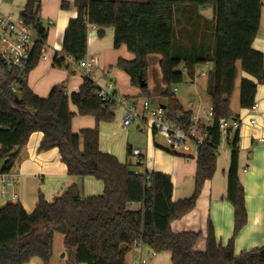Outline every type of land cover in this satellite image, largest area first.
<instances>
[{"label": "trees", "instance_id": "trees-1", "mask_svg": "<svg viewBox=\"0 0 264 264\" xmlns=\"http://www.w3.org/2000/svg\"><path fill=\"white\" fill-rule=\"evenodd\" d=\"M264 0H74L77 12L64 31L60 57L53 67L68 69L67 58L78 62L87 53L88 30L98 29V38L105 29L113 30V49L125 46L134 58L118 59L116 68L129 78L131 87L140 91L139 99L150 101L147 86L148 56L160 57L159 70L164 92L161 98L170 122L182 130L190 127L192 112L185 111L172 88L183 83L180 66L194 80L196 65L211 63L207 96L213 111L210 126H203L210 142L196 149L194 188L191 196L172 201L170 176L146 172L145 176L120 163L98 147V125L115 119V106L96 96L97 87L84 81L77 92L67 94L61 86L51 89L47 98H39L28 87L26 78L39 62L47 29L38 32L41 22V0H26L19 15L33 32L38 43L33 47L21 78L0 60V177L12 174L21 159V150L29 137L41 133L39 152L57 149L61 162L71 177H91L103 183L102 194L84 198L72 185L52 201L39 194L31 213L19 203L0 208V264H28L38 259L50 264L53 236H63L68 264H126L125 257L134 243L141 240L156 254L169 253L171 264H264L259 250L234 255L233 242L246 224L243 187L238 179L239 131L230 134L227 146L230 161L227 170L226 200L233 208V231L226 246L217 243L211 223L207 222L205 250H195L200 234L173 233L170 225L191 212L206 181L216 167L220 119H238L230 111V100L239 72L252 78L239 82L240 109H253L257 87L264 85V54L252 49L260 22ZM201 8L212 6L214 30L211 45L197 50H176L173 28L175 7ZM61 8L69 9L66 3ZM43 27V26H42ZM208 43V42H206ZM129 99V98H126ZM77 109L80 117L95 120L94 129L74 134L71 122ZM130 148L127 149V156ZM135 166H140L136 164ZM146 177V178H145ZM140 205L131 210L130 205Z\"/></svg>", "mask_w": 264, "mask_h": 264}, {"label": "crops", "instance_id": "crops-1", "mask_svg": "<svg viewBox=\"0 0 264 264\" xmlns=\"http://www.w3.org/2000/svg\"><path fill=\"white\" fill-rule=\"evenodd\" d=\"M117 1L139 2L140 0ZM63 2L71 7L74 1L41 0V22L43 28L47 29L48 38L46 43L51 49L47 48L49 59L47 61H39L26 78L28 87L39 98H47L51 89L56 86L63 87L67 94L77 92L83 83L78 74L67 69L53 67L52 65L55 51L61 52L62 50L63 35L68 22L77 15L74 8L62 9L61 4ZM25 3L26 0H0V14L8 16L12 20H17ZM176 13H181L185 23L181 38L186 46L193 45L197 47V50H202L207 44L211 45V39H207V33L203 32L201 25L197 27L198 20L196 15L205 19L214 18L212 6L196 9L181 7L176 10ZM98 31L94 27L88 30L85 57L97 59V66L94 70L95 84L98 87H102L111 81L114 84V92L117 95L140 100V91L131 87L129 78L115 66L118 59L132 61L134 56L126 50L125 46H121L117 50L113 49L112 29H105L104 37L100 39L97 35ZM252 49L264 54V1L261 3L259 29L252 42ZM147 61V89L151 98L149 103L152 105L155 95L149 89L148 71L152 64L158 67L157 70L161 81L160 57L151 55L148 56ZM208 64L211 66L210 72L212 65L211 63ZM203 78H207L205 83H200L195 76L194 80H190L187 77L186 87H183L182 90L175 89L177 92L176 98L181 106L182 102L186 104L187 109L182 106L183 109L199 116H201L203 110L206 111L210 108V101L207 96L208 75L203 76ZM241 78L252 80L245 73L239 72L230 100V111L241 123L237 175L244 191L247 217L245 226L233 242L235 256L264 248V143L261 142V140H264V85L257 87L254 111L240 109L239 105L237 109H234L232 107V98L239 100V82ZM161 92L159 94L160 97L164 92L163 86ZM204 94L206 95L205 99ZM206 99L208 102H206ZM190 103L193 105L192 109L189 107ZM160 105L163 104L161 103ZM69 108L75 115L71 122V129L74 134L79 133L81 130L94 129L96 127L93 117H80L74 106L70 105ZM252 121H254L253 125L251 124ZM129 128L124 129L121 126L120 116L116 114L113 122L100 123L98 125V147L102 153L113 156L122 164H132L131 158H133L136 165L138 164V158L131 156V154L127 156V149L130 148V151L132 149L131 139L134 135ZM136 130L140 134L143 133L138 130L137 126ZM142 135L146 139L145 147L140 148L145 158V163L143 166H139V168H142V173L138 170L136 172L139 174H144L145 172L164 173L171 178L173 185L172 201L177 202L189 198L194 188L196 151L195 157L190 154L185 155L186 152L182 151L181 154L184 155L178 157L183 158V160L177 158V156H170L174 159L173 162L176 163V168L174 167L171 171L163 169L160 165H156V162L153 165L149 162L151 155L160 158L165 153L163 150L156 149L158 147L155 144L156 135L153 133L148 135L143 133ZM42 138L43 135L41 133H34L29 137L26 145L21 150L19 163L12 170V174L15 176L13 184L3 187L0 177V208L8 203H19L27 213H31L37 205L39 194L50 202L72 185L80 189L81 196L84 198L102 194L103 183L101 181L91 177L78 178L69 176L65 165L61 162L57 149L39 152L38 148ZM230 151L227 145L218 150L213 177L205 182L194 209L180 220L173 221L170 225L173 233L193 232L200 234V238L195 245V250L199 252L205 250L208 221L211 223L214 237L219 245L226 246L232 236L233 208L226 200ZM139 207L140 205L137 204L130 205L131 210H137ZM58 236L61 239L62 251L65 254L57 256L52 248L50 264H68L67 252L63 246V236L60 234ZM55 237L54 234L53 244ZM131 254L126 255V264H132L130 259H127V256ZM161 254L169 255V253ZM28 264L41 263L38 259H32Z\"/></svg>", "mask_w": 264, "mask_h": 264}, {"label": "built area", "instance_id": "built-area-1", "mask_svg": "<svg viewBox=\"0 0 264 264\" xmlns=\"http://www.w3.org/2000/svg\"><path fill=\"white\" fill-rule=\"evenodd\" d=\"M37 43V36L25 26L21 19L12 20L10 17L0 14V60L7 68L17 73V78L22 77L30 53ZM47 48L51 49L45 42L40 52L39 61H47L49 59ZM60 56H62L61 52L55 51V57ZM65 64L68 66L67 70L78 74L82 82L90 81L97 87L95 94L98 98L114 104L115 111L120 115L121 126L124 129L136 125L138 130L146 135L153 133L162 137L173 151L180 149L185 152L189 151L190 148L186 145L187 142L192 143L195 149L210 142V137L203 130V126H210L212 123L213 111L211 108L206 111L203 110L201 116L192 113L190 127L184 131L177 124L169 121L167 112L165 108L162 109L161 105L153 107L147 100L140 99V102H137L120 97L114 92L115 87L111 81L102 87H98L95 84L94 76L97 59L85 58L76 62L71 58H67ZM201 75L205 76L206 74L202 73ZM175 92L176 90L174 89ZM189 107L192 109L193 105L190 103ZM254 110L255 106L249 111ZM251 124L253 125L254 121ZM240 127L241 123L239 120L220 119L218 123L220 143L217 149L219 150L224 145H227L230 134L237 130L239 131ZM261 142L264 143V140H261ZM130 154L133 157H137L138 164L143 166L145 158L140 148H132ZM145 173L142 175L145 176ZM14 177L13 174L1 176L3 187L13 184L15 182ZM129 253L133 254L132 264H149L157 256L156 252L146 246L141 240L134 243Z\"/></svg>", "mask_w": 264, "mask_h": 264}, {"label": "rangeland", "instance_id": "rangeland-1", "mask_svg": "<svg viewBox=\"0 0 264 264\" xmlns=\"http://www.w3.org/2000/svg\"><path fill=\"white\" fill-rule=\"evenodd\" d=\"M145 1H147V0H140L139 2H145ZM181 7H188V5H182V6L175 7V12H176V10H178ZM69 8H74L73 4L71 5V7L69 6ZM194 9H196V8H194ZM193 12H195V11L193 10ZM196 14H198V13H196ZM196 19L198 20V23H197L198 26L197 27H199V25H201L203 32L207 33V39H211L210 41L212 42V35H213V30H214L213 18L212 19H205L203 17L200 18L198 15H196ZM184 25H185V23H184V20L182 18L181 13L180 14L176 13L174 16L173 28H174V34H175L176 50L178 49L180 51L184 50V49L185 50L189 49V47L185 45V43L183 42V40L181 38V36L183 34L182 32L185 29ZM210 67H211L210 64L196 65L195 66V68H194L195 78H197L200 81V83L201 82L205 83L207 81V78H203V76L201 74L205 73L206 75H208ZM157 68L158 67H156L155 65L152 64L150 66L149 71H148L149 89L155 95V97L153 98V101H152L153 107L159 106L161 103L162 104L165 103V101L159 95L160 93H162L161 92L162 84L160 81V76H159ZM184 68H185V63H182L180 66V71H182V73L184 74L183 75V78H184L183 83L179 86L173 87L172 92L174 91V89L178 88L179 90H182L183 87H186L188 80H187V76L184 72ZM175 96L177 97V92L175 93ZM204 96H205L204 97V99H205L206 95L204 94ZM132 100L140 102V100H137V99H132ZM206 102H208L207 99H206ZM182 106L184 107V109H187L185 102H182ZM237 106H238V99L232 98V107L234 109L235 108L237 109ZM115 114L119 115L117 111H115ZM129 130L134 133V135L131 139V147L132 148H144L145 144H146V139L142 135L143 133L140 134L137 132L136 125H132L129 128ZM155 144L158 146V147H156L157 150H163V152H165V153H163V156L160 158L158 156L155 157L154 155H151L150 159H149V162H151L150 164L153 165L154 162H156V165H160L163 169H168L170 171L174 167L176 168V163L173 162L174 159L170 156H177V158L180 159L181 157H178V156L184 155V154H181V152L184 150L183 149L176 150V151L171 150L169 148V146L167 145L166 141L158 135L155 136ZM186 145L191 150L189 149V151H187L185 155L190 154L192 157H195L194 156L195 151H196L195 146L190 142H187ZM158 148H160V149H158ZM184 153H185V151H184ZM181 159L183 160V158H181ZM131 163L132 164H130V165H131L132 170H134V171L138 170L140 173H142V168H139V166L138 167L135 166L133 158H131ZM55 236L56 237H55L54 244H53L54 245L53 246L54 254H56L57 256H61L62 254H65L62 251V242L60 241L61 239L58 236V234H55ZM67 257H68V253H66V258ZM127 259L128 260L130 259V261L132 263L133 262V254H131L130 256H127ZM149 264H171L170 254L169 255L168 254L157 255L153 260L150 261Z\"/></svg>", "mask_w": 264, "mask_h": 264}, {"label": "water", "instance_id": "water-1", "mask_svg": "<svg viewBox=\"0 0 264 264\" xmlns=\"http://www.w3.org/2000/svg\"><path fill=\"white\" fill-rule=\"evenodd\" d=\"M38 32L39 33L43 32V27L42 26L38 27ZM146 86H147V83H144V82L140 83V88H145ZM162 109H164L163 106H162ZM261 255H262V259H264V251L261 252Z\"/></svg>", "mask_w": 264, "mask_h": 264}]
</instances>
